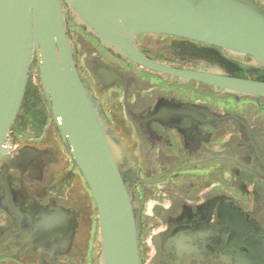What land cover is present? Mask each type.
<instances>
[{
  "label": "flooded vegetation",
  "instance_id": "flooded-vegetation-1",
  "mask_svg": "<svg viewBox=\"0 0 264 264\" xmlns=\"http://www.w3.org/2000/svg\"><path fill=\"white\" fill-rule=\"evenodd\" d=\"M68 37L135 165L140 264H264V102L129 63L73 21ZM136 40L146 58L176 69L235 75L225 67L250 61L172 35ZM55 128L51 117L39 133L7 135L0 264H98L96 205Z\"/></svg>",
  "mask_w": 264,
  "mask_h": 264
},
{
  "label": "water",
  "instance_id": "water-1",
  "mask_svg": "<svg viewBox=\"0 0 264 264\" xmlns=\"http://www.w3.org/2000/svg\"><path fill=\"white\" fill-rule=\"evenodd\" d=\"M62 1L73 23L114 56L261 102L264 8L251 0H0V159L34 60L51 117L96 205L98 264H140L135 165L80 75ZM141 34L182 37L250 61L225 67L235 75L171 68L142 54Z\"/></svg>",
  "mask_w": 264,
  "mask_h": 264
},
{
  "label": "trees",
  "instance_id": "trees-1",
  "mask_svg": "<svg viewBox=\"0 0 264 264\" xmlns=\"http://www.w3.org/2000/svg\"><path fill=\"white\" fill-rule=\"evenodd\" d=\"M32 69H37L34 60L31 63L20 108L9 129L8 135L18 134L25 136V134L31 132L39 133L43 130L46 122L51 118L41 89L40 80L38 75L35 80L33 79Z\"/></svg>",
  "mask_w": 264,
  "mask_h": 264
},
{
  "label": "rangeland",
  "instance_id": "rangeland-1",
  "mask_svg": "<svg viewBox=\"0 0 264 264\" xmlns=\"http://www.w3.org/2000/svg\"><path fill=\"white\" fill-rule=\"evenodd\" d=\"M67 24L69 25V24H72V19H71V16H69L68 18H67ZM37 75H38V71H37V69H32V77H33V79L35 80L36 79V77H37ZM56 129V128H55ZM57 132V131H56ZM49 133L52 135V133H53V128H52V126L50 125V131H49ZM59 133V132H58ZM57 133V135H59Z\"/></svg>",
  "mask_w": 264,
  "mask_h": 264
}]
</instances>
